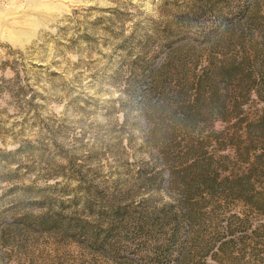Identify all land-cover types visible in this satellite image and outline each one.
<instances>
[{"label":"rangeland","instance_id":"1","mask_svg":"<svg viewBox=\"0 0 264 264\" xmlns=\"http://www.w3.org/2000/svg\"><path fill=\"white\" fill-rule=\"evenodd\" d=\"M0 264H264V0H0Z\"/></svg>","mask_w":264,"mask_h":264},{"label":"trees","instance_id":"2","mask_svg":"<svg viewBox=\"0 0 264 264\" xmlns=\"http://www.w3.org/2000/svg\"><path fill=\"white\" fill-rule=\"evenodd\" d=\"M175 36L178 37V35H175ZM175 36L173 35V36H170L168 38L169 39V43L170 44H181L182 43L181 40L180 41H175L176 38H177ZM208 38H209V34L208 33H204L202 35V37H200V39H201L200 41L201 42H207L208 41ZM152 70H153V68L148 69L147 73H148L149 76H151L152 74L155 73V71H152ZM159 70H160V68L157 71H159ZM223 77L226 79V78L229 77V75L228 74H223ZM261 120L259 121L260 124H262ZM181 218H182L181 221H184V215H182ZM176 225H174V229H173V233H172V236L171 237L169 236L168 239H165L164 237L160 236L157 239V241L155 243V246H156L155 248H158L157 246H159V248L163 247V248H166V249L168 247H173L174 249L176 248V253H177L176 256H180L181 255V252H182V249H183V243H182V241L180 239V236H179L181 229L178 228ZM155 253L157 254V251H155ZM155 257H156V255H155Z\"/></svg>","mask_w":264,"mask_h":264}]
</instances>
